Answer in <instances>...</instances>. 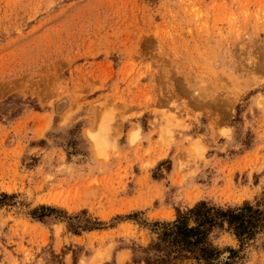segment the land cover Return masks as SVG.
<instances>
[{"label":"rangeland","instance_id":"374dc122","mask_svg":"<svg viewBox=\"0 0 264 264\" xmlns=\"http://www.w3.org/2000/svg\"><path fill=\"white\" fill-rule=\"evenodd\" d=\"M199 202L264 264V0H0V264H208L151 249Z\"/></svg>","mask_w":264,"mask_h":264},{"label":"trees","instance_id":"16d2710c","mask_svg":"<svg viewBox=\"0 0 264 264\" xmlns=\"http://www.w3.org/2000/svg\"><path fill=\"white\" fill-rule=\"evenodd\" d=\"M250 211L252 208L247 204L244 207L223 209L199 202L185 212H178L174 221L161 224L158 241L151 249H162L160 262L190 256L202 263H215L220 251L209 239L212 229L227 224L236 236L241 237L248 232L244 220H248L247 213ZM243 212H246L247 219H243ZM230 252L233 251L230 249Z\"/></svg>","mask_w":264,"mask_h":264}]
</instances>
